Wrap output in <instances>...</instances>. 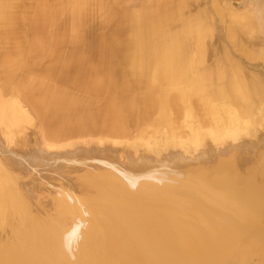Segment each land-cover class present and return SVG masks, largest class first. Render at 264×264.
Segmentation results:
<instances>
[{"label": "rangeland", "instance_id": "1", "mask_svg": "<svg viewBox=\"0 0 264 264\" xmlns=\"http://www.w3.org/2000/svg\"><path fill=\"white\" fill-rule=\"evenodd\" d=\"M234 155L264 157V0H0V239L24 234L20 254L88 230L116 253L100 176Z\"/></svg>", "mask_w": 264, "mask_h": 264}, {"label": "bare ground", "instance_id": "2", "mask_svg": "<svg viewBox=\"0 0 264 264\" xmlns=\"http://www.w3.org/2000/svg\"><path fill=\"white\" fill-rule=\"evenodd\" d=\"M241 156L222 160L214 169L195 166L179 175L169 170L157 177L154 184L144 186L134 183L125 186L100 176L98 180L107 190L104 188L100 194L109 196L106 198L107 205L110 202L108 221L115 226L110 230H117L116 238L112 237L114 243L117 236L122 238L116 253L115 249L106 252L107 247H104L106 253L97 255L90 254L94 251L92 247L91 252L85 251L94 238V232L87 233L88 230L65 235L69 246L64 249L68 252L58 244L57 235L36 233L32 236L35 251L25 255L20 254L17 245L25 240L24 234L17 240L10 233L0 239V264H264V162H261L264 157L247 160ZM1 181L0 189L5 179ZM2 208L1 203L0 223L5 213ZM112 233L115 234H108Z\"/></svg>", "mask_w": 264, "mask_h": 264}]
</instances>
